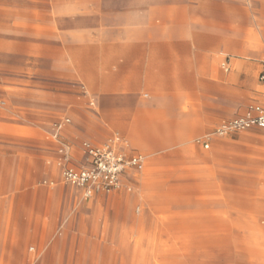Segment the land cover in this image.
<instances>
[{
  "label": "crops",
  "instance_id": "1",
  "mask_svg": "<svg viewBox=\"0 0 264 264\" xmlns=\"http://www.w3.org/2000/svg\"><path fill=\"white\" fill-rule=\"evenodd\" d=\"M173 9L150 8L141 27L80 28V51L73 76L80 79L88 95L100 102L101 113L99 120L80 115V125L64 129L61 140L70 146L77 164L84 160V142L99 146L114 135H121L130 149L145 156V167L148 157H171L179 170L158 176L172 180L164 188L173 196L172 206L164 207L162 212L164 216L172 214L169 226L173 229L179 230L183 225L220 228L229 221H249L251 215L262 219L264 188L255 180L248 181L244 172L228 169L227 142L211 140L206 144L211 150L204 154L193 138L236 116L224 117L229 113V98L243 97L246 104L240 113L249 105L264 104V82L260 80L264 61L258 76L262 85L254 80V65L241 58L258 53L255 46L241 45L230 51L224 48L220 54L226 55L222 70L230 71L227 56L231 55L240 64L241 72L230 76L223 71L216 73L214 53L220 50L198 43L192 30L195 21H180ZM235 80L240 81V90L229 84ZM197 99L203 100L206 107L198 110ZM198 114L205 118L197 120ZM47 134L48 140L42 145L25 142V152L19 139L0 138V264H30L31 252L44 249L46 254L39 264H54L60 258L59 245L75 240L80 243L83 230L94 227L101 217L97 209L87 212V206L80 210V204L77 208L59 205L56 200L60 192L40 185L43 180L66 185L57 165L60 143L52 137L51 128ZM240 139L254 141L250 135H241ZM260 151L250 145L237 146L235 162L259 163L261 159L253 153ZM190 153L195 157L189 162L195 166L194 171L188 172L182 170V165ZM198 166H204L203 170ZM143 176H129L123 189L133 192ZM127 186L132 190L128 191ZM64 191L66 196L80 199L79 190ZM60 223L67 225L57 238L54 235ZM85 236L89 238L87 233ZM76 259L79 261L80 255Z\"/></svg>",
  "mask_w": 264,
  "mask_h": 264
},
{
  "label": "rangeland",
  "instance_id": "2",
  "mask_svg": "<svg viewBox=\"0 0 264 264\" xmlns=\"http://www.w3.org/2000/svg\"><path fill=\"white\" fill-rule=\"evenodd\" d=\"M149 1L0 0V138L19 139L25 152V142H36L38 146L46 142L48 129L55 123L69 119L64 129L80 125L84 114L91 120H99L100 102L88 95L80 79L73 76L80 51V28L141 27L148 10L157 6L174 8L180 21L185 18L195 21L192 30L198 43L220 50L214 53L216 73L224 72L221 65L226 55H220L224 48L230 51L241 45L255 46L258 53L241 58L246 64L254 65V80L260 83L258 76L264 61V0H169L164 4ZM227 58L231 69L224 73L239 74L240 64L231 55ZM229 84L241 89L240 81ZM245 104L243 97L229 98V113L224 117L239 114ZM195 106L198 110L206 107L200 99ZM196 118L203 120L205 116L198 114ZM211 128L207 134L193 138L204 154L211 150V147L206 149L211 140H225L228 169L244 172L248 181L255 180L264 188V129L218 137L214 134L216 127ZM241 135H250L254 141H242ZM243 145L261 150L253 153L261 161L236 163V148ZM194 157V153L188 155L182 170L194 171L195 165L190 163ZM198 168L203 170L204 166ZM174 170L179 169L173 166L171 157H148L141 172L143 180L133 192L122 188L98 194L104 197L100 199L98 195L87 199L80 189L43 180L42 187L60 192L56 200L59 205L77 208L80 204V210L87 206V212L97 209L101 216L100 223L98 220L94 227L83 230L80 243L75 240L59 245L60 258L54 264H264V224L261 223L264 218L251 215L249 221H229L220 228L183 225L178 230L169 226L172 214L164 216L162 211L172 206L173 196L164 191L172 180L162 179L158 173ZM68 188L79 190L80 199L66 196L64 189ZM66 225L60 223L54 236L60 237ZM31 253L30 264H39L46 250Z\"/></svg>",
  "mask_w": 264,
  "mask_h": 264
},
{
  "label": "built area",
  "instance_id": "3",
  "mask_svg": "<svg viewBox=\"0 0 264 264\" xmlns=\"http://www.w3.org/2000/svg\"><path fill=\"white\" fill-rule=\"evenodd\" d=\"M260 80L264 82V72ZM69 122V119H65L52 127V137L60 143L57 165L61 170L63 182L83 191L85 198L119 191L129 176L145 169V156L130 149L126 141L119 136L102 146L84 142V160L80 164L75 163L70 146L61 140L62 131ZM254 128L264 129L262 103L249 105L242 113L223 121L216 127L214 134L226 137ZM206 148H209V145H206ZM126 189L131 191L132 187L127 186Z\"/></svg>",
  "mask_w": 264,
  "mask_h": 264
}]
</instances>
